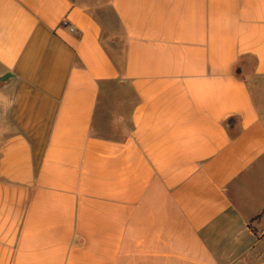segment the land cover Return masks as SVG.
Listing matches in <instances>:
<instances>
[{"label": "crops", "instance_id": "crops-1", "mask_svg": "<svg viewBox=\"0 0 264 264\" xmlns=\"http://www.w3.org/2000/svg\"><path fill=\"white\" fill-rule=\"evenodd\" d=\"M4 75L0 264H264V0H0Z\"/></svg>", "mask_w": 264, "mask_h": 264}, {"label": "built area", "instance_id": "built-area-1", "mask_svg": "<svg viewBox=\"0 0 264 264\" xmlns=\"http://www.w3.org/2000/svg\"><path fill=\"white\" fill-rule=\"evenodd\" d=\"M61 24L65 27H67L69 29V31H71V32H73L75 30L71 25H69L68 21H66V20H63Z\"/></svg>", "mask_w": 264, "mask_h": 264}, {"label": "water", "instance_id": "water-1", "mask_svg": "<svg viewBox=\"0 0 264 264\" xmlns=\"http://www.w3.org/2000/svg\"><path fill=\"white\" fill-rule=\"evenodd\" d=\"M8 77H9V75H4V76L0 77V80L3 81L5 79H7Z\"/></svg>", "mask_w": 264, "mask_h": 264}, {"label": "rangeland", "instance_id": "rangeland-1", "mask_svg": "<svg viewBox=\"0 0 264 264\" xmlns=\"http://www.w3.org/2000/svg\"><path fill=\"white\" fill-rule=\"evenodd\" d=\"M97 16H99V15H97Z\"/></svg>", "mask_w": 264, "mask_h": 264}]
</instances>
